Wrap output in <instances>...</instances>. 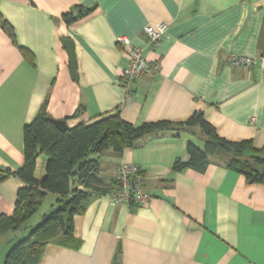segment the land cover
I'll return each mask as SVG.
<instances>
[{
    "label": "crops",
    "instance_id": "0c3cea01",
    "mask_svg": "<svg viewBox=\"0 0 264 264\" xmlns=\"http://www.w3.org/2000/svg\"><path fill=\"white\" fill-rule=\"evenodd\" d=\"M75 6L93 10L68 25L62 14ZM0 12L17 40L0 23V176L10 172L0 181V215L13 212L27 185L15 174L25 162L24 127L43 106L69 127L115 112L139 126L202 111L219 136L264 147V71L257 62L229 61L264 52V0H0ZM161 22L169 24L164 38L149 45L145 26ZM123 35L157 71L123 78L130 64ZM64 38L75 44L77 79ZM190 139L204 147L194 130L151 133L121 152L105 150L99 175L112 190L88 198L74 215L72 241L48 243L40 264H115L117 256L120 264H264V183L216 155L200 167L176 168L190 159ZM39 158L40 180L47 160L39 167ZM123 162L141 167L146 203L113 198ZM47 196L53 206L57 195Z\"/></svg>",
    "mask_w": 264,
    "mask_h": 264
},
{
    "label": "trees",
    "instance_id": "16d2710c",
    "mask_svg": "<svg viewBox=\"0 0 264 264\" xmlns=\"http://www.w3.org/2000/svg\"><path fill=\"white\" fill-rule=\"evenodd\" d=\"M93 8L75 6L62 14L71 25L92 12ZM0 23L13 41L15 30L0 12ZM25 57L31 53L21 47ZM198 131L204 137V147L194 140L188 143L190 159L182 166L200 167L208 156L216 155L224 163L243 173L250 182L264 183L261 172L264 166V147H255L251 141H229L217 133L202 111L194 112L187 120H160L139 126L124 120L115 112L90 124H78L61 131L43 106L34 119L24 127V164L15 172L27 185L19 188L15 209L11 214L0 215V235L23 229L28 220L39 210L48 193L57 195L51 211L20 237L8 250L3 264H40L43 251L50 242L62 244L74 237V215L85 209L92 195L106 194L112 190L100 177V155L107 149L123 151L140 138L156 132ZM196 133V132H195ZM47 160L46 174L36 178L38 158ZM0 181L10 172H2ZM115 264H120L117 256Z\"/></svg>",
    "mask_w": 264,
    "mask_h": 264
},
{
    "label": "built area",
    "instance_id": "2783aa9c",
    "mask_svg": "<svg viewBox=\"0 0 264 264\" xmlns=\"http://www.w3.org/2000/svg\"><path fill=\"white\" fill-rule=\"evenodd\" d=\"M169 24L166 22L157 23L154 25L148 24L144 28V32L149 45H157L167 32ZM118 41L128 49L131 44V39L128 36H119ZM130 64L122 71L123 78L133 80L143 75H148L157 71L159 66L148 62L144 57L140 47L128 49ZM229 61L232 67H251L256 62L261 70L264 71V52L257 56H245L231 54ZM117 183L120 192L113 194L115 201H134L138 204L146 203L151 194L145 189V180L142 174V169L137 164L123 162L117 168Z\"/></svg>",
    "mask_w": 264,
    "mask_h": 264
},
{
    "label": "rangeland",
    "instance_id": "374dc122",
    "mask_svg": "<svg viewBox=\"0 0 264 264\" xmlns=\"http://www.w3.org/2000/svg\"><path fill=\"white\" fill-rule=\"evenodd\" d=\"M42 157L46 161V157L45 156H42ZM40 158H39V167H41V160H43V158L41 159ZM49 196L45 197L42 206H40L37 213H35L33 217H31L28 220V222L26 223L25 227H23V229L21 228V229H18L17 231H14L15 232L14 234L12 231H9L8 233H5L0 236V264H3L4 257L7 254L10 247L13 245V243L16 242L20 237L28 234L32 227L36 226L38 223H40L43 220V215L51 211L53 207L51 206V204L54 202V200L52 199V197H49ZM10 236H12V240L10 241H14V242H8Z\"/></svg>",
    "mask_w": 264,
    "mask_h": 264
},
{
    "label": "water",
    "instance_id": "95a60500",
    "mask_svg": "<svg viewBox=\"0 0 264 264\" xmlns=\"http://www.w3.org/2000/svg\"><path fill=\"white\" fill-rule=\"evenodd\" d=\"M62 41L69 55V66H70L71 76L73 79H77L78 78L77 58H76L74 41L71 38H64ZM53 121L61 131H67L70 128L65 119L53 118ZM261 172L264 175V166L262 167Z\"/></svg>",
    "mask_w": 264,
    "mask_h": 264
}]
</instances>
